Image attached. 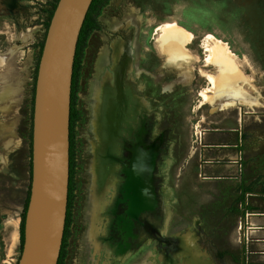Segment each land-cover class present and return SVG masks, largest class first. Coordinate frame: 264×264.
Here are the masks:
<instances>
[{
  "label": "rangeland",
  "instance_id": "374dc122",
  "mask_svg": "<svg viewBox=\"0 0 264 264\" xmlns=\"http://www.w3.org/2000/svg\"><path fill=\"white\" fill-rule=\"evenodd\" d=\"M58 1L0 0L3 263L18 264L22 253L35 77ZM97 20L78 83L76 190L63 263L246 264L244 210L264 209V0H110ZM227 63L251 101L229 112L215 101ZM241 114L243 170L255 192L246 204L238 202L240 184L203 181L195 150L198 132H228ZM134 178L136 207L127 196Z\"/></svg>",
  "mask_w": 264,
  "mask_h": 264
},
{
  "label": "water",
  "instance_id": "95a60500",
  "mask_svg": "<svg viewBox=\"0 0 264 264\" xmlns=\"http://www.w3.org/2000/svg\"><path fill=\"white\" fill-rule=\"evenodd\" d=\"M92 2L59 0L47 29L34 90L31 188L18 264H58L61 256L71 176L74 64Z\"/></svg>",
  "mask_w": 264,
  "mask_h": 264
},
{
  "label": "crops",
  "instance_id": "0c3cea01",
  "mask_svg": "<svg viewBox=\"0 0 264 264\" xmlns=\"http://www.w3.org/2000/svg\"><path fill=\"white\" fill-rule=\"evenodd\" d=\"M188 34H190L188 31H178L177 37L185 40L189 38ZM184 40L177 43L183 45ZM165 54L167 58L173 56V53L168 50ZM236 70L235 63H227L221 69L218 78V95L215 101L219 109L227 110V112L236 110V108H243L246 104L251 103L249 96L244 94V78L239 76ZM10 74L8 73L4 77L10 76ZM95 88L94 91H96ZM243 118V114H241L240 120L236 121L233 127H225L229 130L228 132L209 129L198 132V145L195 148L196 155L201 160L199 173L203 181H217L230 185L240 184V193L243 184L249 186L246 184L247 176L243 170L244 152L241 148L243 145L241 127L245 122ZM254 193L247 194L246 197ZM243 203H247L246 198L240 204ZM244 211L243 218L247 227L241 231L243 226L240 225L239 243L242 245L243 252L239 255L245 256L246 264H264V209L246 208ZM11 262L9 260L4 261V263L0 262V264H11Z\"/></svg>",
  "mask_w": 264,
  "mask_h": 264
},
{
  "label": "trees",
  "instance_id": "16d2710c",
  "mask_svg": "<svg viewBox=\"0 0 264 264\" xmlns=\"http://www.w3.org/2000/svg\"><path fill=\"white\" fill-rule=\"evenodd\" d=\"M110 0H93L91 7L88 11L86 20L84 22V26L82 28L78 46H77V52H76V58H75V64H74V74H73V83H72V101H71V176H70V186H69V201H68V213H67V221H66V229H65V235H64V241H63V246L61 250V256L59 259L58 264H64V256L66 254V241L67 238L70 236V223H71V214H72V208H73V202L75 199V190H76V185L74 182V176H75V166H76V161H75V126L76 123L80 120L81 115L79 111L76 109V100H77V92H78V83H79V76H80V71H81V62L84 54V48L87 46V39L90 36V34L93 31L100 30L101 25L97 18L100 16V13L107 5V3ZM56 5L54 6L55 10ZM54 12L50 13V19L52 18ZM47 27H49V24H47ZM44 44V43H43ZM43 44H41V51L43 49ZM38 69V67H37ZM37 76V72H36ZM35 82H36V77H35ZM31 158H32V144H31ZM31 175H32V162H31ZM31 188V186H30ZM254 193V189L252 187H246L244 184L241 187V195L238 198V202L241 203L245 201L246 195L247 194H252ZM261 195L264 196V188L262 189ZM29 198H30V191L27 197V201L25 204L24 208V213L22 216V222H21V228H20V239L23 245L24 241V224H25V215L29 203Z\"/></svg>",
  "mask_w": 264,
  "mask_h": 264
},
{
  "label": "bare ground",
  "instance_id": "6f19581e",
  "mask_svg": "<svg viewBox=\"0 0 264 264\" xmlns=\"http://www.w3.org/2000/svg\"><path fill=\"white\" fill-rule=\"evenodd\" d=\"M160 30V27L159 28H157V31H156V33H158V31ZM208 37H210V36H208ZM213 82V81H212ZM124 85L126 86V82L124 83ZM117 87V91H118V95L120 96V103L121 102H123V98H124V92L122 91V89L124 88L123 87V85H118V86H116ZM123 87V88H122ZM115 92V91H114ZM115 96V95H114ZM126 97V96H125ZM205 100V99H204ZM127 101V100H126ZM126 103V102H125ZM124 103V104H125ZM108 114V113H107ZM106 114V115H107ZM107 141H108V139H107ZM132 174V173H131ZM131 174L129 173V175L131 176ZM136 177H138V174H136ZM119 180V179H118ZM119 182V181H118ZM138 182V178H134V183H137ZM136 185V184H135ZM135 185H133L132 184V181H131V185H128V189H129V192H128V201L130 200V202H131V204H132V206H133V204L136 202L137 203V205H139V202H140V191H139V189H138V183H137V185L135 186ZM116 187V186H115ZM114 187V188H115ZM110 195V194H109ZM133 207H136V205H134ZM111 217V216H110ZM109 227V226H108ZM109 245V244H108Z\"/></svg>",
  "mask_w": 264,
  "mask_h": 264
},
{
  "label": "flooded vegetation",
  "instance_id": "af4514ba",
  "mask_svg": "<svg viewBox=\"0 0 264 264\" xmlns=\"http://www.w3.org/2000/svg\"><path fill=\"white\" fill-rule=\"evenodd\" d=\"M137 144H138V142H137ZM137 147V146H136ZM155 235L157 236V233L155 232Z\"/></svg>",
  "mask_w": 264,
  "mask_h": 264
}]
</instances>
